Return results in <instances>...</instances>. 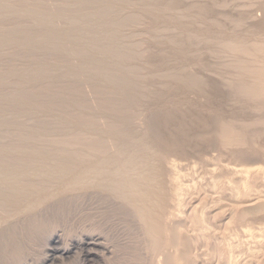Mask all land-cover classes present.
I'll use <instances>...</instances> for the list:
<instances>
[{
    "label": "bare ground",
    "instance_id": "obj_1",
    "mask_svg": "<svg viewBox=\"0 0 264 264\" xmlns=\"http://www.w3.org/2000/svg\"><path fill=\"white\" fill-rule=\"evenodd\" d=\"M16 1L0 0V18H5L7 22V16L13 15L16 21L24 16L23 19L26 17L25 20H27L26 28H28V32L31 30L35 33V31L37 32L41 29L42 34L38 32L37 34L41 35L34 36L33 32V34L29 32L33 37H30L29 34L24 35L28 32L26 28L22 29L25 25V20L21 18L22 21H24L22 27L20 26L21 23H18L21 28H19L18 25L14 26L15 20L14 25L11 23L13 25L11 26L12 29L16 27L15 29L19 28L22 30L14 29V31H10L11 26H8L10 28L8 32L1 27L3 30H0V45H11L12 48H15L12 45L21 43L19 46H25L26 43H30L28 47L33 45L32 50L35 46L38 48V51L43 52L44 55L45 53L48 54L50 52L49 50L55 55L57 52L66 54L64 57L66 56L65 59L70 61V64L66 63L67 65L65 64V66H63V64L67 62L65 61L62 65H55L53 63V60H55L54 56L51 58L49 57L50 59L47 58L48 60L54 58L52 62L46 61L48 62L46 66L42 64V69L44 70L45 68V74L47 76L54 75L53 79L52 76L49 78L50 80H54L56 77L57 79L59 78V80L60 78L64 80L63 77L60 76H64L65 79H68L69 77L67 76L71 74L74 76L75 74L80 77L81 81L79 77H74L81 83L84 81V85L88 86L87 89L90 86V92H92L91 94L95 98L104 97L107 99L106 97L112 96V99L116 98L114 101L118 100L123 103L122 105L124 107L119 102L124 109L120 111V109L115 108L118 102H114L116 106L112 103L111 105H107L108 103L105 102L110 109H105L107 107H100L97 104V109L95 108L96 106H94L95 111L92 109V105L91 111H89L91 114L94 112V119H92L93 115L90 114L91 116L89 117L86 113H83V117L87 115L86 118H91L93 122L90 119L88 123L86 118L87 121H85L87 123L82 122V120L78 123L75 122L78 124V131L76 132L74 128V132L77 134L79 133V135L83 133L80 137L72 132L73 130L71 129L73 128L67 129L69 132H72V134H75V136L73 135L74 138L76 137L79 139V142L78 140L75 141V144L78 142L76 146L73 143L74 141L72 142L75 147L72 146L73 144L69 143L68 139L64 142V138L68 136L67 133L66 136L63 137L64 140L61 142V144L64 143L66 147L64 145V147H62V145L60 147L58 143L60 148H57V144L56 146L54 144V147H50L49 144L47 148H39L40 145L37 146L38 148L35 146L31 148L32 143H30V148H24V145L21 147H5L7 144L3 146L4 142L1 140L3 142V147L0 146V229L2 223L3 227L7 226L8 218L13 219L16 215L18 217V214H26L28 211L31 213V210L33 211L34 209L39 211L38 208L42 205L44 206L49 200L52 201L57 198H63L68 200L67 203H69L70 200L75 198L74 201L78 200L80 202L77 201L79 203L78 205L83 202L85 205V201H89V199L93 200L95 198H100L106 201V203L102 201V204L104 203L103 205L108 204V207L110 205V207L113 206L117 208V210L118 208L121 210L125 209V211L127 209L130 212L129 214H132L136 218L138 224L144 229L142 231L147 235V246L149 244V246L154 247V249L158 250L163 256V258H159L157 264H198L201 258L202 262H206V256L202 257V254L206 255L207 251L205 252L204 250L207 248L210 251H208L207 254L211 253V250L215 249L214 247L216 245L214 244L219 246V252L215 250V252L218 253L217 260L215 262L213 261L211 264L264 263V242L258 245L257 238L256 242L248 241L249 238L247 241H245L246 239L244 237L242 238L245 240L241 239V236L244 235L247 228L249 231L253 228V233L254 228H256V223L258 226V222L264 224V194H257L255 192L254 194L248 193V195H246L247 198L243 195L242 197H244V199L242 197H239L240 199L242 198V200L236 199L238 196H241L235 195V192H237L235 189L239 186H237L238 178L236 177L237 174H234V168H236V170L238 168L234 165L236 160H233L238 157L236 156L238 151L234 148L229 150L230 148L228 149V146L226 147L221 143L223 136H227L228 138V136L232 135V138L233 133L241 134L243 131L245 133L247 129L244 130L243 124L244 126H248L249 123L255 124V127L259 129L258 131L260 132H255L258 133V136L255 137L253 135L255 139H250L251 141L248 142L245 149L242 150L244 153L241 157L253 164L254 167H251L252 165L250 166L252 169L264 166V0H51L52 2L50 3L49 0H43L42 7L44 3L47 2L45 3V7L48 8L49 6L48 10L58 11V9L61 8V11H51V13H47L46 11L48 10L45 8H43L45 11L37 12L38 10L35 9L38 7L40 8V6H34V10H31V8H34L33 6L29 9L28 7L31 4L29 6L27 4L28 2L26 5L24 4L27 0H20L21 4L25 6H22L18 10L16 7L20 5V2L18 1L19 4L17 5V3H15ZM22 1H24V3ZM55 1L61 5H66V10L67 7L71 6L88 8L86 7L87 5L90 7L92 5L93 10L90 11L89 7L87 9L88 11L83 12L78 8L80 11L78 12L77 9L70 8L71 10L68 9L69 12H67L68 10L64 12V9L62 10L64 7H61V5L56 9V5H54L56 4L54 3ZM145 1L148 2L145 3ZM48 3L50 5L54 3V7L50 5L47 6ZM15 4L17 5L16 7ZM23 7H26V10ZM22 8L25 12L23 10L21 11ZM28 9L30 11H27ZM41 10L42 9L39 11ZM15 15L17 16L15 17ZM130 16L134 18L131 20L132 22L130 21L132 18H129ZM126 17L130 22L125 25V21L122 23V20ZM13 18H8L9 24L10 19H12L11 21L13 22ZM3 20L4 19H2V21ZM2 21L0 22V26H2ZM5 21L3 22L6 27ZM135 25L137 26L134 28L133 26ZM35 28L39 29L37 30ZM24 30L26 32H24ZM128 32H131V34L128 35ZM134 33H136L137 37H133ZM132 39H134V42L136 41L135 45L137 48L134 47L135 45H133L132 48V46H130L131 44H128L129 40L133 42ZM40 46H43V49L39 50ZM0 47L1 50L2 46ZM25 47L27 48V46ZM3 48L5 49L6 47ZM10 48L7 46V49ZM22 48L23 47H21V49ZM82 50L83 52H79ZM46 51L49 52L47 53ZM25 53L24 55H26ZM2 54L5 53L2 52ZM10 55L13 56L12 54ZM67 55L73 58H70L72 61L67 58ZM29 57L30 56L27 58ZM60 59L58 61H62ZM58 61L56 62L58 63ZM12 64V66H14V63ZM34 65L35 64H33V66ZM43 66L45 67L43 68ZM22 68H24V66ZM24 70L27 72V69L24 68ZM31 72L33 74V71ZM2 74L4 75L3 72ZM9 74L11 75V73ZM9 74L5 75L9 76ZM40 74V77L43 78V73ZM36 75H33L31 78L33 80L35 78L38 79L39 76ZM73 76L71 78L76 82L77 79ZM1 77L2 76H0V78ZM4 77L1 79L5 80L6 78L5 82L9 81L7 77ZM28 77H30V75ZM8 78H10V81L7 82V85H9L10 82H12L11 79H13L12 76ZM21 78L22 77H20V79ZM52 80L50 83L53 82ZM27 81L31 82L30 80ZM46 81H48V79ZM80 85L78 87L83 91L84 89H82ZM84 85L83 87H85ZM74 86L76 85L74 84ZM13 87H15V85ZM16 87L18 86L16 85ZM61 87L63 86H60V88ZM47 88L43 89V91L47 90ZM51 90L53 89L50 88V91ZM77 91L79 92V90ZM103 92L108 96H104ZM4 94H6V92ZM62 94L61 92V95ZM83 94H86V92ZM92 95L89 96L90 101ZM42 96L43 95L40 97ZM86 97L88 99V96ZM22 98L20 100L24 99ZM56 98L55 102H59ZM68 98L69 97H67V99ZM78 98L81 100V97ZM67 99L65 98L66 101H68ZM108 99L112 101L110 97ZM108 99L105 101H108ZM95 100L99 101L101 99ZM95 100H93V102ZM69 102L70 101L67 103L69 104ZM78 102L79 101H77V103ZM10 103L14 104L13 101ZM28 103L30 104V102ZM44 104L42 105L46 108ZM46 104H48V102ZM101 104L104 103L102 102ZM2 105L1 107H3ZM19 106L22 107L21 104H19ZM32 106H29V109L30 107L32 108ZM70 108L71 107H69V109ZM84 108L86 107L84 106L83 109ZM49 109L48 107V109L46 108L45 110L48 111ZM52 109L53 107H51V110ZM88 109L89 107L87 108V112ZM58 110L61 112L60 109ZM62 111L64 110L62 109ZM76 111L80 113V109H76ZM49 112L46 114L48 115ZM10 113L12 114V112ZM15 114H17V112ZM26 115L27 114H25V117ZM61 115L62 113L60 116ZM49 116H51V114ZM60 116L59 118L61 119L62 117ZM1 117L3 116H0V118ZM51 117H49L48 120H50ZM19 118L20 117H18V119ZM67 118H65L64 121L67 120ZM53 119H57V117L55 116ZM52 120H50V126L52 125ZM62 120L63 119L60 121L62 122ZM74 120L78 121L77 119ZM30 121L32 122V120ZM18 122H20V120H18ZM64 123H62V125H64ZM71 123H66V126L69 125L67 127H65V125L62 126L65 128L63 130L60 128V131L62 130V135L63 132H68L65 131L66 128L72 127V125H70ZM22 124L23 123H21V126ZM54 125L52 126L54 127ZM11 126L9 127L10 129H12ZM28 127H30L29 124ZM51 127L49 130L52 131L53 127L52 129ZM22 128L24 129L25 127ZM10 129L8 130L10 131ZM241 129L242 132L240 133ZM36 131L39 132L38 130H35V132ZM207 131L208 133L209 131L211 132L210 136L206 135ZM29 132V135L33 134H31V131ZM3 133L7 135L5 131ZM52 133L53 132H51V134ZM17 134L18 133H16V136ZM82 135H85V137H82ZM52 136L49 137L48 135L46 139H51ZM36 138L38 137L36 136ZM9 139L8 137V140ZM39 140L41 141V139ZM69 140L71 139L69 138ZM223 140H225V138ZM48 142H50V140ZM16 143L19 142H15L14 144ZM68 143L69 146L71 144L70 147L67 146ZM21 144L23 143L21 142ZM238 144L234 145V147ZM239 153L240 152H238V154ZM259 168H257V170L260 171L261 168ZM254 172L257 171L255 170L253 173ZM250 178L251 177H249V179ZM262 181L264 182V180ZM252 182L254 181L252 180L251 183ZM255 182L253 184L254 186H256L259 181L256 182V185ZM260 183L259 186H261V189L264 183ZM207 186H215V189L218 188L217 190L219 191H226L227 196L222 191V197L225 199L226 197L230 198H228L229 200L226 202L230 200L235 202V204H233L235 209L232 207V209H234L233 212H231L232 209H228L229 212L225 211L227 208L225 206H228V203L221 206L223 209L217 207L216 201H213L216 202L214 206L209 205L208 207L207 205L206 207ZM249 187L250 185L248 184V188ZM227 190L231 191L227 193ZM247 190L249 191L250 189ZM220 195L222 194L220 193ZM231 201L229 202L230 205L232 203ZM91 202H94V200L90 201V204H92ZM221 202L218 203L220 204ZM202 205L206 207L205 211L202 210L205 208ZM219 209L224 211L219 212ZM37 210L35 212H37ZM200 210L204 213L202 214ZM35 212L33 211V213L29 214L35 215ZM22 215L23 214L20 216ZM133 216L129 217L133 218ZM25 219L24 222H26ZM15 220L16 218H14V222ZM212 220L214 221L212 222ZM12 221L13 220H11V222L8 221V223H12ZM29 221L31 220L29 219ZM4 222H6V224ZM263 224L260 225L263 226ZM30 225L31 224L24 227L29 229ZM207 225H214L213 227H215L214 232L209 235L206 233V231L209 232L206 230L208 227ZM245 226L247 228H245ZM89 228H87L89 231L83 228L86 231L81 230L78 235L79 238H77V240L75 239L76 241H70V239L62 241L59 235H52L49 237L50 244L56 247L59 243H62V247H60L58 251L61 257L66 259L71 256L76 248L81 249L80 251L78 250V252H84V259L82 258L84 264H91L89 260L93 256L91 253L93 251L92 249H102L100 253H94V256L96 257L95 260L98 257L100 262L105 264L108 259L107 254L114 253V251L112 252L113 248L109 247L110 245L106 242L108 241V237L105 238L104 233H102L103 231L98 230L99 227H97V230L95 227V230H90L91 228ZM142 231L141 233H143ZM256 231L257 230H255V234H257ZM262 231L264 232V230ZM146 235H144V237ZM14 236H16V234ZM5 238L7 239V237ZM210 248L212 249L210 250ZM10 250L12 249L10 248ZM202 251L204 253H202ZM54 252L53 250L52 254L41 264L51 263L55 259ZM213 253L214 252L211 253L212 256ZM93 258L94 257H92L91 261ZM210 259L209 261H211ZM14 264L30 263L25 260H19ZM205 264L209 263L207 262Z\"/></svg>",
    "mask_w": 264,
    "mask_h": 264
},
{
    "label": "rangeland",
    "instance_id": "obj_2",
    "mask_svg": "<svg viewBox=\"0 0 264 264\" xmlns=\"http://www.w3.org/2000/svg\"><path fill=\"white\" fill-rule=\"evenodd\" d=\"M16 1V0H15ZM20 2V5L19 6H17L18 4H19V2ZM18 1H16L15 3H17V5L15 4V7L19 10L22 6H25L26 5V3L28 4V8L30 9L32 6L34 7H38V6H40V8L38 9H35V7L34 8H31V10H38L37 12H43V11H45V10H43V8H45V9H47L48 10V8H49V6L48 5H50L49 3L50 2H52V1H54V0H49V3L47 4V6H48V8H46L45 6H46V4L45 3H47V2H45L44 3V5H43V7H42V3H43V0H41V1H36V0H24V1H26L25 3H24V1H22L24 4L22 5L21 4V1L20 0H18ZM47 1V0H46ZM57 1H55L54 3H56ZM148 2V1H147ZM146 1H145V3H147ZM41 3V4H40ZM53 3V4H54ZM40 4V5H39ZM53 4L52 5H50V6H52V7H54L53 6ZM54 5H56L55 7H56V9L57 8H59V5H61V4H59V3H56V4H54ZM58 6V7H57ZM64 7V8H62V10L65 12V8H66V5H61V7ZM42 7V8H41ZM86 7H90L89 5H87ZM23 8H25V10H26V7H23ZM21 9V11L23 10L24 11V9ZM51 8V7H50ZM70 8H75V9H77V11L78 12H80L79 10H81V11H88L87 9L88 8H85V7H81V6H79V7H77V6H71V7H67V10L69 9V10H71ZM78 8H80L79 10H78ZM84 8V9H83ZM27 10V11H30V10ZM40 9H42L41 11H39ZM52 9H55V8H52ZM61 9V8H60ZM60 9H58V11L60 10ZM86 9V10H85ZM66 10V11H67ZM69 10L67 11V12H69ZM72 10H74V9H72ZM90 11L91 10H93V7H92V5H91V7H90V9H89ZM48 11H50V12H48ZM48 11H46L47 13H51V9L50 10H48ZM57 10H53L52 12H56ZM57 11V12H58ZM61 11V10H60ZM25 12V11H24ZM12 16V17H11ZM11 16H7V18H6V20H7V22L5 21V18H2V19H4L3 21H5L6 23H8V18L10 17V18H13V15H11ZM17 15H15V17H16ZM20 16V15H19ZM23 17L24 16H22L21 18L23 19ZM132 16H130L129 18H131ZM19 18V17H18ZM17 18V19H18ZM21 18H19L17 21L15 20V18H13V22L11 21L12 19H10V24L8 23V24H6L5 23V25H6V27L4 26V22L2 21V19L0 20V22L2 21V26H0V30H9L10 28L8 27V26H11L12 24L11 23H13V25H14V22H15V25L14 26H17L18 25V27L19 28H21L22 26H23V24L22 23H24V21H22V19ZM21 19V20H20ZM25 19H26V17H25ZM25 19H23V20H25ZM132 19H134L133 17L130 19V21L132 20ZM15 20V21H14ZM127 20V21H126ZM20 21V22H19ZM125 21V25L126 24H128L130 21H129V19L126 17V18H124V20H122V23ZM26 22H27V20H25V27L23 26V28L22 29H24V28H26ZM127 22V23H126ZM132 22V21H131ZM20 24V26H19V24ZM133 23H134V21H133ZM1 24V23H0ZM12 25V26H13ZM138 25V24H137ZM137 25H135V26H133L134 28L137 26ZM12 26H11V30L10 31H14V29L16 28V27H14V29H12ZM1 27L3 28V29H1ZM5 27V28H4ZM8 27V28H7ZM7 28V29H6ZM15 29V30H22V29ZM130 28V27H129ZM28 28H26V31L28 32V30H27ZM35 29H37V28H35ZM35 29H33V30H35ZM39 29V28H38ZM37 29V30H38ZM132 29V28H131ZM137 29V28H136ZM41 29H39L37 32L35 31V33H34V31H29L31 34H33L34 36H36V35H41L42 34V30L40 31ZM25 30H24V32H26ZM9 32V31H8ZM23 32V33H24ZM25 33L24 35H26V34H29V36L30 37H33L32 35H30V33ZM33 32V33H32ZM38 32H40L41 34H37ZM129 33V32H128ZM131 34V32L128 34V35H130ZM135 34V35H134ZM133 34V37L135 36V37H137L136 36V33H134ZM126 35V34H125ZM28 36V35H27ZM133 40V42L132 41H130L129 40V45L130 46H132V48H133V45H135L136 44V41L134 42V39H132ZM126 41H128V40H126ZM132 43H134V44H132ZM21 44V43H20ZM20 44H18V45H16V44H14V45H16V46H14V45H12L13 47H15V48H12L11 47V45L9 46V45H7L10 49H7V46L6 45H0V46H2V49L0 50V53L2 54V52L3 53H5V54H0V76H2V77H7V79L10 81V78H8V77H11L12 76V78L13 79H11V81L14 83V85H15V87H16V85L18 86V87H13L14 85H13V83L12 82H10V84L9 85H7V82H9V81H6L5 82V80H6V78H5V80H4V82H3V80L0 78V90L2 91V89H3V91H2V93H1V91H0V102L1 101H3V102H1L0 103V116H3V117H1L0 118V146L1 147H3V146H5L6 144V146L5 147H21V146H23L24 145V148H30L31 146V148H34V146L35 147H37V146H39V148L40 147H44V148H47V147H49V144H50V147H54V144H55V146H56V144L58 145V143H59V145H60V147H61V145H62V147H64L65 146V144L64 143H62L61 144V142L64 140V142H66V139H68V141H69V143H71V144H75V141H77L78 140V142H79V139L78 138H74V136H75V134H77V133H75L74 132V128L76 129V132L78 131V122H80V120H82V122H86L87 120V122L89 123V120L91 119H88V118H86L87 117V115H89V117L91 116V115H93V117H92V119H94V112H93V110H92V114H91V106L93 105V107H92V109H94V106H96L95 108L97 109V106L99 105L100 107H107V105H111V103L112 104H114V102H118L117 103V106H116V103L114 104V105H112L113 107H115V108H118V109H120V111H121V109H122V111H123V103L122 102H120V101H118V100H115L114 101V99H116V98H114V99H112V96H108L107 94H105L104 92V96H108V97H106L107 99L110 97L111 99H112V101L111 100H109L108 99V101H105V100H107V99H105L104 97H101V98H95L91 93L92 92H90V86H89V88L87 89V87L88 86H85L84 84L85 83H81L80 81V77L79 76H76L75 74H74V76L75 77H79V80L77 79V78H75L74 76H73V74H71L75 79H77L76 80V82H74L75 80H72V76L71 75H69V76H67V77H69V78H71V79H65L64 78V76H60V77H63V79L64 80H62L61 78H60V80H59V78L57 79V77L54 79V80H52L53 78H54V75H49V76H47L45 73V66H46V63H48V62H52V60L55 58V60H53L54 62V64L55 65H62L63 64V62H65V61H67V59H65V57H64V55H66V54H62V53H60V52H57L56 53V55L51 51V50H49V51H46L48 54H46L45 53V55H44V53L43 52H41V51H38V48L37 47H33L34 49V51L32 50V46L33 45H31V46H29L28 47V45H30V43H26L25 44V46H27V48L25 47V46H19ZM24 45V44H23ZM20 48H19V47ZM3 47H6L5 49L3 48ZM21 47H23L22 49H21ZM25 47V48H24ZM43 47V46H42ZM41 46L39 47V50L40 49H43ZM134 47H136L137 48V46L135 45ZM1 48V47H0ZM31 48V49H30ZM36 48V49H35ZM46 48V47H45ZM44 48V49H45ZM13 51H12V50ZM16 51H15V50ZM47 49V48H46ZM7 50V51H6ZM19 50V51H18ZM20 50H23V51H20ZM25 50V51H24ZM35 50H37V51H35ZM28 51H30V52H28ZM43 51V50H42ZM10 52V53H9ZM26 52V53H25ZM28 52V53H27ZM32 52V53H31ZM55 52V51H54ZM79 52H83V50L82 51H79ZM79 52H78V54H79ZM17 53V54H16ZM23 53V54H22ZM24 53L26 54V55H24ZM34 53V54H33ZM36 53V54H35ZM40 55H39V54ZM52 53V54H51ZM60 53V54H59ZM9 54V55H8ZM10 54H12L13 56H11ZM15 54V55H14ZM19 54V55H18ZM22 56H21V55ZM60 55V56H58V55ZM62 54V55H61ZM5 55H6V57H5ZM32 55V56H31ZM48 55V56H47ZM9 56V57H8ZM17 56H18V58H17ZM28 56H30L29 58H27ZM33 56H34V58H33ZM45 56H46V58H45ZM52 56H54V58L53 59H51V60H48L47 58H51ZM62 56H63V58H62ZM69 55H67V58L69 59V60H71L70 58H72L71 56H69ZM59 57V58H58ZM10 58H11V61H10ZM21 58V59H20ZM40 58V59H39ZM49 58V59H50ZM61 58V59H60ZM2 59V60H1ZM3 59H5V60H3ZM6 59H8V60H6ZM30 59V60H29ZM33 59V60H32ZM38 59V60H37ZM42 59V60H41ZM47 59V60H46ZM62 60V61H58V60ZM65 59V60H64ZM73 59V58H72ZM13 60V61H12ZM32 60V61H31ZM40 60H41V62H40ZM6 61V62H5ZM19 61V62H18ZM38 61V62H37ZM43 61V62H42ZM46 61H48V62H46ZM56 61H58V63L59 62H61V63H57ZM72 61V60H71ZM21 62V63H20ZM36 62H37V64H36ZM41 64H40V63ZM45 62V63H44ZM57 64H56V63ZM7 63V64H6ZM12 63H14V66H12L13 64ZM28 63V64H27ZM70 64L71 62L70 61H67V62H65L64 64H63V66H65V64ZM25 64V65H24ZM33 64H35L34 66H33ZM42 64H44L45 66H43V68H44V70L42 69ZM66 64V65H67ZM8 67H7V66ZM10 65V66H9ZM23 67L24 66V68L25 69H27V72L24 70V68H22L21 66ZM32 65V66H31ZM38 65V66H37ZM4 66V67H3ZM30 66V67H29ZM29 67V68H28ZM37 67H38V69H37ZM41 67V68H40ZM60 67V66H59ZM11 70V72H10V70ZM14 68H15V70H14ZM17 68V69H16ZM22 68V69H21ZM35 68V69H34ZM4 71H3V70ZM18 70H20V71H18ZM36 70H38V71H36ZM57 70H58V68H57ZM6 71H7V73H6ZM31 71H33V74H32V72ZM43 71V72H42ZM2 72L4 73V75L2 74ZM18 72V73H17ZM24 72V73H23ZM9 73H11V75L9 74ZM27 73V74H26ZM35 73V74H34ZM40 74V73H43L42 75H43V78L42 77H40L41 76V74L40 75H38V74ZM5 74H9V76H7V75H5ZM12 74H14V75H12ZM19 74V75H18ZM32 74V75H31ZM38 75L39 77H38V79L37 78H35V79H37V80H33L31 77L33 76V75ZM45 74V75H44ZM18 75V76H17ZM30 75V77H28ZM36 75V76H37ZM24 76V77H23ZM35 76V77H36ZM44 76H46V77H44ZM52 76V81L53 82H51L50 83V77ZM56 76H58V75H56ZM18 77V78H17ZM20 77H22L21 79H20ZM25 77H28V78H26V79H24ZM66 77V76H65ZM34 78V77H33ZM45 78H46V80L48 79V81H49V83L50 84H52V85H50L49 83H48V81H46L45 80ZM73 78V79H74ZM16 79V80H15ZM25 81H24V80ZM2 80V81H1ZM13 80H15V81H19L18 83L17 82H15V81H13ZM27 80H30L31 82H29V81H27ZM67 80H68V82H67ZM87 80V79H86ZM43 81H45V82H43ZM73 81V82H72ZM79 81V82H78ZM88 81V80H87ZM28 84H27V83ZM32 82H33V84H32ZM43 82V83H42ZM17 83V84H16ZM42 84V85H40V84ZM44 83H46V84H44ZM56 83V84H55ZM61 83V84H60ZM71 83H73V84H71ZM78 83H79V85L81 86V88L82 89H86L85 91L83 90V91H81L80 90V87H78L79 85H78ZM88 83H89V81H88ZM2 84V85H1ZM22 84H24L25 85V87H24V85H22ZM27 84V85H26ZM39 84V85H38ZM54 84V85H53ZM67 84V85H66ZM74 84L76 85V86H74ZM85 86V87H83V85ZM87 84V83H86ZM4 85V86H3ZM5 85H6V87H5ZM22 85V86H21ZM33 85H35V86H33ZM44 85V86H43ZM72 85V86H71ZM88 85V84H87ZM20 86V87H19ZM29 86V87H28ZM43 86V87H42ZM56 86H58V87H56ZM60 86H63V87H61L60 88ZM32 87V88H31ZM33 87H35V88H33ZM48 87V88H47ZM53 87V88H52ZM66 87V88H65ZM78 87V88H77ZM5 88H6V90H5ZM29 88H31V89H29ZM40 88V89H39ZM47 88V90H44L43 91V89H46ZM50 88L51 89H53V90H51L50 91ZM76 88V89H75ZM21 89H23V90H21ZM26 89V90H25ZM27 89H29V90H27ZM32 89H33V91H32ZM35 89V90H34ZM61 89H63V90H61ZM69 89V90H68ZM70 89H71V92H70ZM74 89V90H73ZM17 90V91H16ZM21 90V91H20ZM39 92H38V91ZM61 90V91H60ZM66 90V91H65ZM77 90H79V92L77 91ZM11 91V92H10ZM15 91V92H14ZM20 91V92H19ZM30 93H29V92ZM36 91V92H35ZM43 91V92H42ZM54 91H56V92H54ZM65 91V92H64ZM87 91H89V92H87ZM6 92V94L8 95H6V94H4ZM13 92V93H12ZM19 92V93H18ZM45 92V93H44ZM52 94H51V93ZM61 92L64 94V96H63V94L61 95ZM86 92V94H83V93H85ZM10 95H9V94ZM25 93V94H24ZM29 93V94H28ZM34 93V94H33ZM37 93V94H36ZM59 94V96H58V94ZM73 93V94H72ZM90 93V94H89ZM108 93V92H107ZM13 94V95H12ZM15 94H17V95H15ZM32 96H31V95ZM68 96H67V95ZM70 94H72V95H70ZM89 94V95H88ZM28 95V96H27ZM41 95H43L42 97H40ZM46 95V96H45ZM82 95V96H81ZM84 95V96H83ZM92 95V98H91V101H92V103H91V101H90V97L89 96H91ZM95 95V94H94ZM15 98H14V97ZM20 96V97H19ZM49 96V97H48ZM54 96V97H53ZM57 98H56V97ZM62 98H61V97ZM86 96H88V99H87V97ZM101 96H102V94H101ZM24 99H23V98ZM34 97H36V98H34ZM45 97V98H44ZM47 97V98H46ZM51 97V98H50ZM53 97V98H52ZM67 97H69L68 99H67ZM74 99H73V98ZM78 97H81V100H80V98H78ZM83 97V98H82ZM2 98H3V100H2ZM7 98H8V100H7ZM12 98H14V99H12ZM23 99V100H20V99ZM31 100H30V99ZM49 98V99H48ZM55 98L57 99V101H59V102H55L56 100H55ZM58 98H59V100H58ZM64 98V99H63ZM65 98L68 100V101H70L69 102V104L71 105H69L67 102L68 101H66L65 100ZM103 98V99H102ZM11 99H12V101L14 102V104L13 103H10V102H12L11 101ZM39 99V100H38ZM46 100V101H44V100ZM61 99V100H60ZM79 99V100H78ZM95 99H101V100H95ZM7 100V101H6ZM16 100H18V101H16ZM33 100V101H32ZM40 102H38V101ZM42 100V101H41ZM52 101V104H51V101ZM74 100H75V102H74ZM86 100V101H85ZM88 100H89V102H88ZM93 100H95L94 102H93ZM103 100V101H102ZM10 101V102H9ZM26 101V102H25ZM30 102V104L28 103V102ZM37 101V102H36ZM77 101H79L78 103H77ZM81 101H82V103H81ZM22 102V103H21ZM32 102H34V103H32ZM41 102H42V104H44V102H45V104H44V106H46V108L48 109V107L50 108L48 111L47 110H45L46 108L45 107H43V105L41 104ZM48 102V104H46ZM63 103V104H61V103ZM64 102H65V104H64ZM73 102V103H72ZM99 102V103H98ZM104 103V104H101V103ZM105 102H107L106 104H105ZM119 102H120V104L123 106H121L120 104H119ZM10 103V104H9ZM17 103V104H16ZM21 104V106L23 107V105H24V107L22 108V107H20L19 106V104ZM36 103V104H35ZM54 103V104H53ZM94 103V104H93ZM2 104H4V105H2ZM37 104H39V105H37ZM63 105V106H61V105ZM81 104V105H80ZM89 104H90V106H89ZM96 104V105H95ZM98 104V105H97ZM101 104V105H100ZM120 106H119V105ZM1 105L3 106V107H1ZM6 105V106H5ZM10 105V106H9ZM15 105H17V106H15ZM27 105V106H26ZM33 105V106H32ZM56 105V106H55ZM59 105V106H58ZM67 105H69V106H67ZM80 105V106H79ZM103 105V106H102ZM14 106H15V108H14ZM29 106H32V108L30 107V109H29ZM39 108H38V107ZM48 106V107H47ZM65 106H66V108H65ZM86 107V108H84L83 109V107ZM111 106V107H112ZM5 107V108H4ZM9 107V108H8ZM25 107H27V108H25ZM34 107V108H33ZM37 109H36V108ZM51 107H53V111L51 110ZM69 107H71L70 109H69ZM77 107H79V108H77ZM89 107V109H88V112H87V108ZM110 107V106H109ZM120 107V108H119ZM122 107V108H121ZM13 108H14V110H13ZM21 108V109H20ZM41 108V109H40ZM42 108H43V110H42ZM104 108H101V109H104ZM115 108H112V109H115ZM4 109V110H3ZM10 109V110H9ZM28 110V113H27V110ZM56 109V110H55ZM58 109H60V111L61 112H59V110ZM62 109L64 110V111H62ZM75 109V110H74ZM76 109L77 110H79L80 109V113H79V111H76ZM84 110V112H83V110ZM105 109H110V108H105ZM2 110V111H1ZM36 110H38V111H36ZM52 112H51V111ZM90 110V111H89ZM4 111H6V112H4ZM12 112V114L10 113V112ZM15 111V112H14ZM23 111V112H22ZM29 111H32V112H29ZM40 111V112H39ZM45 111H47V112H49L48 113V115L46 114L47 112H45ZM68 111H70V112H68ZM71 111H72V113H71ZM75 111V112H74ZM94 111H95V109H94ZM9 114H8V113ZM17 112V114H15ZM37 112V113H36ZM63 112H64V114H63ZM65 112H67V113H65ZM90 112V113H89ZM5 113V114H4ZM33 113V114H32ZM41 115H40V114ZM53 113H56V114H53ZM62 113V115L60 116V114ZM83 113H86L87 115H85V117H83ZM14 114V115H13ZM25 114H27L26 115V117H25ZM36 114H37V116H36ZM51 114V116L53 117V118H55V116L57 117V119H53L51 116H49ZM53 114V115H52ZM68 114V115H67ZM71 114H73V115H71ZM81 114V115H80ZM91 114V115H90ZM13 115V116H12ZM33 115H34V117H33ZM40 115V116H39ZM46 115V116H45ZM55 115V116H54ZM64 115V116H63ZM76 115V116H75ZM80 115V119L78 118V116ZM11 118H13V119H11ZM20 117L19 119H18V117ZM44 116V117H43ZM59 116L60 117H62L61 119H63L62 120V122L60 121L61 119L59 118ZM67 116H68V118H67ZM5 117H7V118H5ZM29 117V118H28ZM38 117V118H37ZM42 117V118H41ZM49 117H51L50 118V120H52V122H51V124L52 125H54V123H55V125H54V127H53V129H52V127L50 126V120H48L49 119ZM67 118V120H65V121H67V122H65L64 121V119L65 118ZM71 118V120H73V121H71L70 120V118ZM75 117V118H74ZM10 118V119H9ZM24 120H23V119ZM26 118H27V120H26ZM33 118V119H32ZM35 118H37V119H35ZM40 118V119H39ZM45 118V119H44ZM87 120H86V119ZM3 119V120H2ZM9 119V120H8ZM32 120V122L30 121V120ZM47 119V120H46ZM74 119H77L78 121H76V120H74ZM91 119V120H92ZM18 120H20V122H18ZM37 120V121H36ZM45 120H46V122H45ZM58 120V121H57ZM86 120V121H85ZM22 121V122H21ZM34 121H36V122H34ZM39 121V122H38ZM58 123H57V122ZM65 123H64V122ZM72 123H71V122ZM250 121V120H249ZM7 123V124H5V123ZM10 122V123H9ZM14 122V123H13ZM31 122V123H30ZM44 122V123H43ZM49 124H48V123ZM60 122V123H59ZM75 122H77V123H75ZM86 122V123H87ZM91 122V121H90ZM92 122H93V120H92ZM91 122V123H92ZM17 123V124H16ZM21 123H23L22 124V126H21ZM27 123V124H26ZM39 123L40 124V126H39V124L37 125V124ZM62 123H64V125H65V127H67V126H69V125H67L66 126V123L67 124H69V123H71L70 125H72V127L70 126V128L68 127V128H66V130L65 131H68L67 129H71V128H73V129H71V130H73L72 132H74L75 134H72V132H63V135L61 134V132H62V130L63 129H65L64 127H62V126H64V125H62ZM90 123V124H91ZM20 126H19V125ZM28 124L30 125V127H28ZM47 126H46V125ZM74 124V125H73ZM12 125V126H11ZM14 125V126H13ZM35 125V126H34ZM37 125V126H36ZM49 125V126H48ZM56 125H58V126H56ZM11 126V128L12 129H10L9 127ZM60 126V127H59ZM247 125H245L244 126V124H243V128H244V130L245 129H247V130H245V133H244V131L242 132V129L240 130V133L241 134H238V133H233V137L231 138V136L232 135H230V136H228V138H227V136L225 137V136H223V138H222V141H221V143L222 144H224L229 150H232V148H234V149H237V151L238 152H240L239 154H238V152H237V155L236 156H238V157H234L235 159L233 160V161H235V167H237L238 169L236 170V168H234V170H235V172H234V174L236 175V177L238 178V185L237 186H239V187H236L237 189H235V190H237V192H235V195L236 196H238V195H241V196H238V198H236V199H239V200H242V198L244 199V197L246 196V195H248V193H252V194H254V192L255 193H257V194H259V193H263L264 194V186L260 189V187L261 186H259V183H260V181H261V183L263 184L264 182L262 181V180H264V179H262V178H264V166H261L260 168L262 169H260L259 167H256V169H252L251 167H254L253 166V164H251V162H247L243 157H241L242 156V154L244 153V151H242L243 149H245V147L247 146V144H248V142H250L251 140H254L255 138H254V136L255 137H257L258 136V133L260 132V131H258L259 129H257L255 126V124H253V123H249V125L246 127ZM2 127V128H1ZM6 127H7V130H6ZM18 127H20V128H18ZM22 127H25L24 129H25V131H24V129L22 128ZM27 127V128H26ZM35 127V128H34ZM49 127V128H48ZM50 127H51V129H52V131L51 130H49L50 129ZM59 127V128H58ZM90 127V126H89ZM250 127V128H249ZM16 128H17V131H16ZM60 128H62V130L60 131ZM253 128H255V129H257L256 131H254L255 129H253ZM4 129V130H3ZM8 129H10V131L11 130H13V131H9ZM21 131H19V130ZM30 129H32V130H30ZM46 129H47V131H46ZM58 129H59V131H58ZM35 130H38L39 132H35ZM44 130V131H43ZM70 130V131H71ZM88 130V129H87ZM5 131V133L7 134V135H5L3 132ZM27 131V132H26ZM29 131H31V134L32 135H29L30 134V132ZM34 131V132H33ZM42 131V132H41ZM14 132H16V133H18L17 134V136H16V133H14ZM43 132H45V133H43ZM50 132V133H49ZM51 132H53L52 134H53V136H52V134H51ZM56 132H58V133H56ZM251 132H254V133H251ZM255 132H258V133H255ZM8 133H10V134H8ZM13 135H12V134ZM20 133H21V135H20ZM27 135H26V134ZM42 133V134H41ZM66 133H67V135L69 136V138L72 140H69V138H68V136H66ZM68 133H70V134H68ZM87 133V132H86ZM208 133V131L206 132V135L207 136H210L211 135V132L209 131V133ZM248 133H249V135H248ZM35 134V135H34ZM46 134V135H45ZM49 135V137H51L52 136V138L51 139H49V138H47L46 139V137H48V135ZM51 134V135H50ZM57 134V135H56ZM60 134V135H59ZM72 134V135H71ZM81 134H83V133H81ZM80 134V135H81ZM84 134H85V132H84ZM256 134V135H255ZM42 135V136H41ZM59 135V136H58ZM74 135V136H73ZM77 135H79V133L77 134ZM80 135L78 136V137H80ZM245 135V136H244ZM254 135V136H253ZM10 136H12V137H10ZM30 138H28V137ZM36 136L38 137V138H36ZM67 137V138H64L63 139V137ZM87 136V135H86ZM244 136V137H243ZM253 136V137H252ZM5 137H6V139H5ZM8 137L10 138V139H12V140H8ZM15 137H16V139H15ZM27 137V138H26ZM32 137V138H31ZM34 137V138H33ZM41 137V138H40ZM45 137V138H44ZM58 137H59V139H58ZM62 137V138H61ZM82 137H85V135H82ZM4 138V139H3ZM21 138V139H20ZM87 138V137H86ZM225 138V140H223ZM238 138V139H237ZM248 138V139H247ZM13 139H15V140H13ZM32 139H34V140H32ZM39 139H41V141L39 140ZM44 139V140H43ZM76 139V140H75ZM232 139V140H231ZM251 139V140H250ZM5 140V141H4ZM20 140V141H19ZM23 140H24V142H23ZM28 140V141H27ZM29 140H30V142H29ZM32 140V141H31ZM45 140H47V141H45ZM50 140V142H48ZM53 140V141H52ZM55 140V141H54ZM238 140V141H237ZM8 141H11V142H8ZM14 141V142H13ZM36 141V142H35ZM67 141V142H68ZM74 141V142H73ZM227 141H229V142H227ZM230 141H232V142H230ZM235 141V142H234ZM237 141V142H236ZM6 142V143H5ZM15 142H19V143H16V144H14ZM21 142L23 143V144H21ZM28 144H27V143ZM40 142V143H39ZM48 142V143H47ZM51 142H52V144H51ZM73 142V143H72ZM78 142H76V144H78ZM234 142V143H233ZM241 142V143H240ZM244 142V143H243ZM2 143H3V146H2ZM13 144V145H11V144ZM30 143H32L31 144V146H30ZM69 143H68V145L67 146H69ZM227 143H229V144H227ZM230 143H231V145H230ZM233 143V144H232ZM238 144L237 146H238V148H237V146L236 147H234V145H236V144ZM21 144V145H20ZM27 146H26V145ZM67 144V143H66ZM71 144H70V146H71ZM74 144L72 145V146H74ZM76 144H75V146H76ZM89 144H90V142H89ZM9 145H11V146H9ZM44 145V146H43ZM47 145V146H46ZM53 145V146H52ZM59 145L57 146V148L59 147ZM64 145V146H63ZM26 146V147H25ZM69 146V147H70ZM74 146V147H75ZM59 147V148H60ZM66 147V146H65ZM38 148V147H37ZM56 148V147H55ZM36 149V148H35ZM241 150V151H240ZM239 158V159H238ZM27 160V159H26ZM242 160H244V161H242ZM239 161H241V162H239ZM237 162H238V164H237ZM247 162V163H246ZM237 164V165H236ZM240 165V166H239ZM242 165V166H241ZM252 165V166H251ZM250 168H249V167ZM241 167V168H240ZM263 167V168H262ZM244 168V169H243ZM257 168H259L260 169V171L259 170H257ZM252 169V170H251ZM252 172H251V171ZM257 171V172H254L253 173V171ZM243 171V172H242ZM260 172V173H259ZM241 173V174H240ZM250 173H251V175H250ZM253 173V174H252ZM249 174V175H248ZM257 175V176H256ZM254 176V177H253ZM245 177V178H244ZM249 177H251L250 179H249ZM254 179H253V178ZM256 179V180H255ZM261 179V180H260ZM247 180V181H246ZM256 181V182H258V184L255 182V185L256 186H254L253 184H254V182H252L251 183V181ZM260 183V184H261ZM244 184V185H243ZM248 184L250 185V187L248 188ZM240 185H241V187H240ZM246 185V186H245ZM244 186H245V188H244ZM252 186V187H251ZM206 188H208V190L206 189V207H207V205H208V207H209V205L210 206H214V203L216 204V202H217V204L216 205H218L217 207L219 208L220 207V209L222 208L221 206L223 205L224 206V204L225 203H228L229 205V208H228V206L226 205L225 207H227L226 209H225V211H228V209H232V207L234 208V206H233V204H235V202H233V201H231L232 203H231V205H230V201L229 202H226V201H228L230 198L229 197H226V199L225 198H223L222 196H223V192H224V194L227 196V194H226V191H224V190H222V191H219V190H217V189H215V186L213 187V186H207ZM209 188H211V189H209ZM214 190H216V191H214ZM256 188H258V189H256ZM220 189V188H219ZM229 189V188H228ZM243 189V190H242ZM246 189V190H245ZM247 189H250L249 191L247 190ZM211 190V191H210ZM260 190V191H259ZM262 190H263V192H262ZM228 192L227 193H229L230 191L229 190H227ZM246 191V192H245ZM252 191V192H251ZM259 191V192H258ZM242 192V193H241ZM243 192H245V193H243ZM220 193L222 194V195H220ZM244 195V197H242ZM250 196V195H249ZM248 196V197H249ZM239 197H242L241 199L239 198ZM223 198V199H222ZM229 198V199H228ZM245 198H247V196L245 197ZM63 199V198H62ZM61 198H57V199H54V200H49V202H46V204H44V206L42 205L40 208H38L39 209V211L37 210V209H34L33 211L35 212L36 210H37V212H35L34 214L35 215H30L31 213H33V211L31 210V213H30V211H28V212H26V214L25 213H21V214H23V215H26V216H20L19 214H18V217H17V215H16V217H14V218H16V220H15V222H14V218L13 219H11V218H8L7 219V224H6V222H4L7 226L4 228L3 227V223H2V227H1V229H0V264H14V263H16V262H18L19 260L20 261H23V260H25L26 262H28V263H30V264H41V263H43V261L50 255V254H52V252H53V250L55 251L54 252V260L50 263H47V264H84V252L83 251H81L82 252V254H81V252H78V250L80 251L81 249H75L74 250V252L71 254V256L68 258V259H66V258H62L61 257V255L59 254V251H58V249L60 248V247H62V243H59L56 247H54L53 245H51L50 244V241H49V237L50 236H52V235H59V237L61 238V240L63 241V240H69L70 239V241L72 240V241H74L75 239L77 240V238H79V233L81 232V230H83V231H89L87 228H89L90 230H95V228H96V230L98 229L97 227H99V229L98 230H102L103 232L102 233H104V235H105V238H107V240L108 241H106L110 246L109 247H112L113 248V250H112V252L114 251V253H109V254H107L108 256V259L106 260V263L105 264H157V261L159 260V258H163V256L160 254V252H158V250H156V249H154V247H151V246H149V244H148V246L150 247H148L147 246V243H148V239H147V235H146V233L144 232V231H142V230H144L141 226H140V224H138V221L136 220V218L132 215V214H129L130 212L126 209V211H125V209L123 210H121L120 208H118V210H117V208H115V207H113V206H111L110 207V205H109V207H108V204L107 205H103L102 204V201L103 202H105L106 203V201L104 200V199H100V198H95V199H93L94 200V202H91L92 204H90V201H93V200H90L89 199V203L87 202V201H85L86 203H85V205H84V202L83 203H81L80 205H78L79 203L77 202V201H74V199L75 198H73V200H70V201H72V202H70L69 201V203H67V201L68 200H66V199H63L62 200ZM225 199V200H224ZM65 200V201H64ZM220 200V201H219ZM63 201V202H62ZM74 201V202H73ZM213 201H216V202H213ZM222 201V202H221ZM101 202V203H100ZM218 202H221L220 204L218 203ZM97 203V204H96ZM100 204V205H99ZM236 204H237V202H236ZM96 205V206H95ZM98 205H99V208H98ZM92 206V207H91ZM101 206V207H100ZM107 206V207H106ZM203 207H205L204 205H202ZM237 206V205H236ZM235 206V207H236ZM81 207V208H80ZM87 207H88V209H87ZM103 207V208H102ZM113 207V208H112ZM206 207L205 208H200V209H202L203 211H205V209H206ZM224 207V208H225ZM80 208V209H79ZM83 208V209H82ZM91 208H93V209H91ZM95 208H97V209H95ZM219 209V212L220 211H224V210H220ZM223 209V208H222ZM235 209V208H234ZM234 209H232V211L231 212H233V210ZM82 210V211H81ZM104 210V211H103ZM121 210V211H120ZM201 211V210H200ZM203 211H201V213L203 214L204 212ZM96 212V213H95ZM119 212V213H118ZM229 212V211H228ZM30 213V214H29ZM82 213V214H81ZM128 213V214H127ZM30 216H29V215ZM95 214V215H94ZM27 215H28V217H27ZM98 215V216H97ZM238 216L240 215V214H237ZM129 216H133V218L132 217H129ZM241 216V215H240ZM22 219H21V218ZM33 217V218H32ZM98 217V218H97ZM119 217V218H118ZM127 217V218H126ZM207 217V216H206ZM25 218H27V219H25ZM32 218V219H31ZM122 218V219H121ZM13 220L12 221V223H8V221H10L11 222V220ZM19 219V220H18ZM24 219L26 220V222H24ZM29 219L31 220V221H29ZM27 220H28V222H27ZM97 220V221H96ZM122 220V221H121ZM43 221V222H42ZM99 221V222H98ZM214 220H212V222H213ZM30 222V223H29ZM34 222V223H33ZM36 222H37V224H36ZM137 222V223H136ZM257 222V221H256ZM21 224L22 225V227H24V226H28L29 224H31L30 226H29V229H27L26 227H24V228H22L21 227V225H18V224ZM26 225H25V224ZM42 223V224H41ZM216 223V222H215ZM4 224V225H5ZM9 224V225H8ZM17 226H16V225ZM41 224V225H40ZM213 224V223H212ZM258 224H259V226L257 225V223L255 224V227L256 228H254V232L252 233V229H250V231H249V229L245 226V228H247V230L249 231H247L246 230V232L244 233V235L243 236H241V239H243V240H245V241H247L248 240V238H249V240L248 241H250V242H253V241H257L256 240V238L258 239V241H257V243H258V245H261L260 243H262V242H264L263 240V236H264V232L262 231V230H264V229H261V228H264L263 226H264V224L263 223H261V222H258ZM260 224H263V226H261ZM32 225H34V226H32ZM38 225V226H37ZM43 225V226H42ZM93 225H94V227H93ZM100 225V226H99ZM136 227H135V226ZM215 225V224H214ZM213 225V226H214ZM1 226V225H0ZM16 226V227H15ZM19 226V227H18ZM84 226V227H83ZM130 226V227H129ZM138 226V227H137ZM208 226V225H207ZM213 226H208L207 228H206V230H208L209 232H207L206 231V233H208V235L209 234H211V233H213L214 232V229H215V227H213ZM18 227V228H17ZM210 227V228H209ZM212 227V228H211ZM250 227V226H249ZM258 227V228H257ZM81 228V229H80ZM83 228H85V229H83ZM94 228V229H93ZM19 229V230H18ZM80 229V230H79ZM134 229V230H133ZM259 229V230H258ZM10 230V231H9ZM11 230H13V231H11ZM23 230V231H22ZM255 230H257L256 232H257V234H258V236H257V234H255ZM21 231V232H20ZM139 231V232H138ZM141 231L143 232V233H141ZM259 231V232H258ZM13 232V233H12ZM17 232V233H16ZM20 232V233H19ZM78 232V233H77ZM77 233V234H76ZM145 233V234H144ZM249 233H251V234H249ZM11 234H13V235H11ZM16 234V236H14ZM11 235V236H10ZM103 235V236H104ZM144 235H146L145 237H144ZM251 235V236H250ZM253 235V236H252ZM246 236V237H245ZM250 236V237H249ZM263 238H262V237ZM5 237H7V239L5 238ZM12 237V238H11ZM143 239H142V238ZM242 237H244V238H242ZM9 238V239H8ZM146 239V240H145ZM263 239V240H262ZM75 240V241H76ZM145 242V243H144ZM8 245H7V244ZM143 243V244H142ZM142 244V245H141ZM263 244V243H262ZM2 245V246H1ZM214 245H216L214 248L215 249H212V248H210V250L212 249V250H214V251H212L211 250V253L212 252H214L213 253V256L211 255V253H208L207 254V252L209 251V249L207 248L206 250H204L205 252H206V255L204 254H202V257H205V259L207 260L206 262H202V258L201 259H199V263L198 264H201V262H202V264H205V263H209V264H211L213 261L215 262L216 260H217V255H218V253L217 252H219V246L217 245V244H214ZM142 246V247H141ZM6 247V248H5ZM217 247V248H216ZM2 248V249H1ZM9 248V249H8ZM10 248L12 249V250H10ZM141 248V249H140ZM97 249V250H96ZM5 252H4V251ZM93 251L91 252L92 254H93V256L92 257H94L93 258V260L91 261V259H92V257H91V259L89 260V259H87V260H89V263H91V264H104L103 262H100V260H99V258L97 257V259H98V261H97V259L95 260V254L96 253H100L101 252V250L102 249H99V248H95V249H92ZM95 250V251H94ZM215 250L217 251V252H215ZM98 251V252H97ZM140 251V252H139ZM2 252V253H1ZM116 252V253H115ZM210 252V251H209ZM81 255H80V254ZM95 253V254H94ZM202 253H204L203 251H202ZM136 254V255H135ZM11 255V256H10ZM140 255V256H139ZM212 257H210V256ZM2 256V257H1ZM82 256V257H81ZM142 256V257H141ZM81 257V258H80ZM216 257V258H215ZM83 258V259H82ZM211 258V259H210ZM245 258V257H244ZM7 259H9V260H7ZM144 259V260H143ZM204 259V258H203ZM209 259L211 260V261H209ZM213 259V260H212ZM96 262H95V261ZM83 261V262H82ZM91 261V262H90ZM142 261V262H141ZM204 261V260H203ZM140 262V263H139ZM262 264H264V263H262Z\"/></svg>",
    "mask_w": 264,
    "mask_h": 264
}]
</instances>
